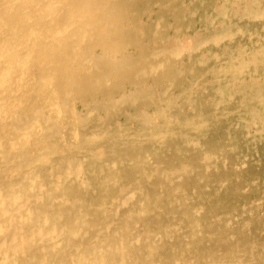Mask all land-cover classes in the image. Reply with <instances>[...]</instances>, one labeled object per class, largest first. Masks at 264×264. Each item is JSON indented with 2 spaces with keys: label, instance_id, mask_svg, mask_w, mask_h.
Listing matches in <instances>:
<instances>
[{
  "label": "bare ground",
  "instance_id": "obj_1",
  "mask_svg": "<svg viewBox=\"0 0 264 264\" xmlns=\"http://www.w3.org/2000/svg\"><path fill=\"white\" fill-rule=\"evenodd\" d=\"M143 1L0 0V264H264V0Z\"/></svg>",
  "mask_w": 264,
  "mask_h": 264
},
{
  "label": "rangeland",
  "instance_id": "obj_2",
  "mask_svg": "<svg viewBox=\"0 0 264 264\" xmlns=\"http://www.w3.org/2000/svg\"><path fill=\"white\" fill-rule=\"evenodd\" d=\"M142 2H144L143 0H141V2H140V4L142 5ZM167 12H169V11H167ZM166 15H167V13H165Z\"/></svg>",
  "mask_w": 264,
  "mask_h": 264
}]
</instances>
